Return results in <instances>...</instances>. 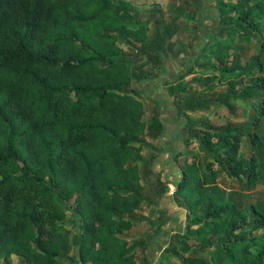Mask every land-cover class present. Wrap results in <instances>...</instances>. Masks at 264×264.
I'll return each instance as SVG.
<instances>
[{
	"label": "trees",
	"instance_id": "16d2710c",
	"mask_svg": "<svg viewBox=\"0 0 264 264\" xmlns=\"http://www.w3.org/2000/svg\"><path fill=\"white\" fill-rule=\"evenodd\" d=\"M216 2V36L180 80L207 75L204 94L249 78L239 95L247 116L237 127L193 123L179 136L174 197L188 223L175 238L208 257L166 249L159 264H264V207L229 193L264 178V0ZM151 19L127 1L0 0V264H139L148 234L131 233L147 201L136 153L164 130L159 114L145 121L139 89L164 65V47H147ZM138 43L137 59L125 58ZM245 45L257 46L258 65H228ZM223 102L188 110L209 115Z\"/></svg>",
	"mask_w": 264,
	"mask_h": 264
},
{
	"label": "rangeland",
	"instance_id": "374dc122",
	"mask_svg": "<svg viewBox=\"0 0 264 264\" xmlns=\"http://www.w3.org/2000/svg\"><path fill=\"white\" fill-rule=\"evenodd\" d=\"M124 1L130 3L134 15L153 18L147 34V47H164V65L160 78L145 81L139 86L144 97L145 121L151 124L153 117L159 114L164 130L157 137L148 133L143 138L147 145L142 152L136 153L140 160L139 168L147 201L137 213L139 224L131 233L148 234L139 237L146 249L139 250L138 262L142 264L144 259H148L152 264H159L165 257L166 249H171L181 258L206 260L207 255L197 256L195 253L185 252L182 244L175 238L176 234L184 233L188 218L187 210L174 197V184L179 177L180 163L173 155L186 141L180 140L179 136L189 130L193 123L237 127L245 122L247 105L239 95L250 85L249 78H245L243 82L237 81L238 85L235 87L230 82L221 81L216 90L204 94L201 91L203 83L209 79L207 75L191 74L180 80L181 75L187 73L189 68L197 66V58L207 42L216 36L220 17L216 0H156L155 4L146 0H113L117 5H123ZM135 46L136 48H126L125 58L137 59V48L144 46L139 43ZM232 53L228 65L234 63L235 58L239 65H258L257 46L245 45L244 51ZM262 61L264 63V57ZM261 76L264 77V73ZM182 90L185 92H178ZM221 99L225 101V106L213 107L209 115L188 110L197 103ZM198 134L196 130L187 133L191 136ZM245 155L250 154L247 152ZM229 193L232 198L246 202L249 207L252 204L264 207V178L249 193H243L239 188H232ZM77 218L76 215H71L67 221L74 234L78 233L75 226ZM262 234L263 232L258 233ZM74 254L75 250L70 257ZM178 257L172 258L174 264H178ZM180 261L179 264H182ZM7 264H21V259L13 257Z\"/></svg>",
	"mask_w": 264,
	"mask_h": 264
}]
</instances>
